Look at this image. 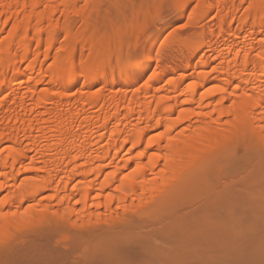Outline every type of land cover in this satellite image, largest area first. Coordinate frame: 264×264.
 <instances>
[{
  "label": "bare ground",
  "instance_id": "obj_1",
  "mask_svg": "<svg viewBox=\"0 0 264 264\" xmlns=\"http://www.w3.org/2000/svg\"><path fill=\"white\" fill-rule=\"evenodd\" d=\"M104 1L0 0L2 248L11 245L15 237L24 236L25 231L29 230L33 234L38 232V238L42 239L46 236L41 230L43 226L49 225L59 232L63 229L60 226L65 223V227L77 225L78 238L75 243L79 239L77 245L89 247V253L85 249L82 254L86 253V256L92 253L91 250L97 253L93 259L90 254V260L89 256H84L86 260L79 255L77 258L72 256L80 262L76 264H112L111 261L117 256V262L122 259L120 261L124 264H132L134 258L130 262L122 253L131 250L137 255L138 252L133 248H147L146 245L137 244L135 238L138 233L132 232L134 229H131L130 234V229L117 225L119 228L116 230L113 224L116 218H122L118 222L120 225L126 218L131 219L130 223L127 220L130 225L134 223L141 226V230L144 228L143 225H137L135 219L133 222V218L122 217L126 208H130L129 214L134 213V210L131 211L133 207L141 209V212L137 209L135 214L141 217L140 221L143 216L146 222L149 216L153 228L164 218L165 221L161 223L163 228L151 230L164 233L165 239L171 238L166 232L171 235L182 231L202 234L212 226V229L220 231L219 234L226 235L228 227H231L230 219L239 214V209L233 207L242 202V197L239 198L241 201L237 199L239 193L250 194L249 188L244 189L247 192H242L240 187L236 188L240 191L236 194L235 187H232L235 186L232 176H227L231 178V184L224 183L226 187L223 188L219 184L220 189L217 190L216 184L213 187L216 182L212 184L207 176L214 165L220 164L222 157L227 153L228 156L233 154L231 150L238 142L240 145L239 137L236 140L238 133L242 137L251 135L248 139L243 137L248 141L256 135L261 139L252 137L258 141L257 147L264 142V0H181L179 10L175 9L177 14L180 12L179 16L183 17L186 7L194 6L184 15L188 19L187 23L176 27L179 30L184 26L191 31L187 30V33L174 28L168 32V43L159 51L155 68L147 77H144L145 73L152 66L155 48L164 34L152 37L147 44L140 41H143L145 31L155 25L153 21L165 18L162 14L170 0H156L150 8L151 17L147 15L145 18L144 14H141V18L138 16L140 21L125 35L122 29L129 20L125 16H130L125 9L128 6V10L132 9L131 5L137 1L116 0L126 1L123 7L120 2L114 0L116 3L113 2L112 6L106 0V6L110 8L105 6ZM120 6L125 8L124 17ZM111 7L120 8L122 12L119 15L123 22L117 23L116 27L114 22L118 21H115L118 16L113 17L114 8L111 10ZM145 8L147 10L149 6L143 10L139 8V12L146 11ZM70 16H78L77 20L80 21H76L80 25L75 24L77 17ZM111 25L113 31L103 34V29L108 31ZM131 39L137 40V43H132ZM131 43L133 46L129 48ZM201 51L208 53L207 60H198ZM128 53L129 59L126 58ZM212 60L215 61L212 63ZM125 67L129 68L121 72ZM73 72L76 74L72 77ZM80 81L82 84L77 91L70 93ZM233 141L236 144L232 149ZM220 178L218 180H224ZM246 180H242V183ZM258 182L255 184H261ZM204 183L206 186H203ZM230 187L233 188L231 194ZM191 191L196 192L195 196L190 193L195 198L200 195V201L203 197V203L200 209L197 207L193 210L191 206L194 212L190 210L192 214L188 216L189 213H185V217L183 212L178 211L182 206L180 209L177 206L181 205L179 200L187 198L185 196ZM256 192L253 193L255 197L251 195L256 200H252L255 202L254 208H257L261 197L257 194L259 197L256 198ZM242 207L240 205V209ZM115 214L118 216L115 217ZM159 217L162 219L155 221ZM88 221H91L92 228L84 224ZM105 224H110V229L109 225L104 227ZM111 225L116 228L114 233H108ZM148 227L144 230L148 231ZM37 228L40 232L38 229L34 233ZM163 229L166 232H162ZM98 230H107L105 234H108L99 232L100 236ZM125 230L131 237L133 234L134 239L127 236ZM116 232L123 236L117 237ZM49 234H52L51 231ZM60 234H57L60 238L64 236L62 239H68L69 235ZM47 238L53 240L49 239V235ZM146 239L144 237L139 242L148 244ZM209 244L208 248L200 246L205 249L215 247L214 243ZM1 247L5 254L6 248ZM30 248L31 254L35 252L36 255L37 251ZM152 248L149 246V252ZM28 249L19 255L20 258L27 256L26 253L31 255ZM38 250L41 251L40 248ZM207 251L211 253L212 250L204 253ZM7 252L8 258L3 257L2 264L21 263L19 257H10L11 254ZM134 253H130V256ZM78 257L85 261L81 262ZM159 259H156L157 264ZM35 260L32 261L35 263ZM41 260L44 261L45 256ZM143 260L139 263L145 262ZM147 261L154 263L151 258H147ZM188 261L186 264L191 263Z\"/></svg>",
  "mask_w": 264,
  "mask_h": 264
},
{
  "label": "rangeland",
  "instance_id": "obj_2",
  "mask_svg": "<svg viewBox=\"0 0 264 264\" xmlns=\"http://www.w3.org/2000/svg\"><path fill=\"white\" fill-rule=\"evenodd\" d=\"M104 1V0H103ZM106 1V0H105ZM104 1V4H105V6H106V2ZM116 1V0H115ZM114 0H109V2L108 3H110L111 2V4H112V6H113V2H115ZM120 1H122V0H120ZM120 1H116V2H120ZM137 2H135L134 1V5L132 6L131 5V7H132V9H130L129 8V10H128V7H130V6H128V4H127V8L125 9V11H128L126 14L127 15H130V16H125V18H127V19H129V20H127L128 22H126L127 24H125V26L123 27V29H122V33L124 34L125 32H128V30H130V28H132L134 25H136L137 24V21L139 22L140 20H139V18H141V14L143 15V17H147V15L148 16H150L151 17V15H152V9H150V8H152L153 6H154V3H156V0H136ZM115 2V3H116ZM124 2H126V1H123V2H120L122 5H123V3ZM181 2V0H170L169 1V3L167 4V7L166 8H164L165 9V12H163V14H162V16L163 15H165V16H163V17H165V18H161L162 20H159V21H157V22H155V21H153V24L155 23V25L152 27V25H151V23H150V25H151V29L150 28H148L146 31H145V33H144V35H145V37H143L142 38V40L143 41H140V43L142 42V43H148L149 41H150V39L152 38V37H154V36H157L158 34L159 35H163V37L161 38V40H160V43L156 46V48H155V55H154V57H153V59H152V66H151V68L145 73V76L144 77H147L149 74H150V72L151 71H153V69L155 68V65H156V63H157V61H156V58H157V55H158V53H159V51L165 46V44H167L168 43V41H166L167 39H168V37H167V35H168V32H170V30H174V28H176L177 29V27L176 26H180V25H183L184 23H187V21H188V19L186 18V17H184V15L186 14L187 15V11H189L188 9H191L194 5V3L192 2L191 4L193 5V6H191L190 5V3H189V5L190 6H188V7H190V8H188V7H186V9H185V14L183 15V17H182V15L181 16H179L178 14L180 13H178L177 14V11H175V9H177V10H179L178 8H179V3ZM114 3V4H115ZM120 3H118V4H120ZM110 4V5H111ZM120 4V5H121ZM125 4V5H126ZM109 5V4H108ZM177 5H178V7H177ZM248 5V4H247ZM137 6V7H136ZM140 6V7H139ZM142 6H144V7H148L149 6V9L147 8V10H146V8L144 9V10H146V11H143V12H139V11H141L140 9H142V8H144V7H142ZM106 7H108V6H106ZM116 7H119V6H116ZM114 8V7H111V10H112V8H114L112 11L114 12L116 9L118 10V11H116L118 14H116V12H112V11H110V12H112V15H113V17L115 18V16H118L116 19H115V21H117L116 23L114 22V24H115V27L116 26H118L117 25V23H119L120 24V22H123L122 20H121V15H119L120 13L122 14V12H121V10L123 11L124 9H122L123 7H124V5H123V7H121L120 6V8H121V10H119L120 8ZM108 8H110V7H108ZM140 8V9H139ZM134 9V10H133ZM136 9V10H135ZM137 9H139L138 11H137ZM143 10V9H142ZM148 10H150V11H148ZM125 11H123V14H122V16L124 17V12ZM134 11V12H133ZM137 11V12H136ZM129 13V14H128ZM147 13H149V14H147ZM165 13V14H164ZM71 15V14H70ZM73 15V14H72ZM138 16H139V18H138ZM71 17H77L76 19L75 18H73V19H75L74 21H75V24H77L76 26H79L80 25V22H77V21H80V20H77L78 19V16H70V18ZM104 18V17H103ZM180 18H183V19H180ZM73 19H71V21L73 20ZM77 20V21H76ZM101 20V19H100ZM99 20V21H100ZM73 21V22H74ZM103 21H104V19H103ZM102 21V22H103ZM77 22V23H76ZM111 27H113L112 25L108 28V29H110V30H106L105 31V28L103 29V30H101V31H103V34L104 33H111V30L113 31V28H111ZM189 28V27H188ZM178 30V29H177ZM179 30H181V31H184V32H187V30H189V29H187V28H185L184 26L183 27H181V28H179ZM178 30V31H179ZM189 31H191V29L189 30ZM188 31V32H189ZM187 32V33H188ZM98 34H99V32H98ZM125 35V34H124ZM100 36V35H99ZM98 36V39L101 37H99ZM122 37V36H121ZM134 37L137 39L138 37L137 36H135L134 35ZM133 38V37H132ZM134 38V39H135ZM101 39V38H100ZM132 40V39H131ZM137 40H139V38L137 39ZM137 40H132V43H134V42H136ZM169 40V39H168ZM61 43V42H60ZM59 43V44H60ZM132 43L130 44V46H129V48H132ZM137 43V42H136ZM127 46V47H128ZM129 48H127V51H128V49ZM131 50V49H130ZM132 51H134V50H132ZM132 51H129V53L131 52V53H133ZM128 53V54H129ZM130 53V54H131ZM130 54L129 55H126V58H128V57H130ZM217 54V53H216ZM216 54H214V55H211L212 56V58L216 55ZM128 56V57H127ZM129 59V58H128ZM208 59V53H206V52H203V51H201L199 54H198V60H202V61H205V60H207ZM126 60V59H125ZM215 60H212V63L214 62ZM211 63V64H212ZM126 68H129V67H125V68H123L122 70H121V72H123V71H125L126 70ZM75 74H76V72H73L72 74H71V76L73 77V76H75ZM81 84H82V81H80V82H78L75 86H74V88L73 89H71L69 92L70 93H75L76 91H77V89L79 88V86H81ZM218 114V113H217ZM220 114V113H219ZM247 133V132H246ZM245 133V134H246ZM252 133V132H251ZM240 134H242L241 132H240ZM251 136V135H250ZM249 135H247V137L246 136H243V137H245V138H249L250 137ZM256 136V135H255ZM254 135L252 136L253 138H258V137H255ZM238 137H239V139H238ZM242 136H240L239 135V133L237 134V137H236V140L238 139V140H240L241 142H240V145H238V143H237V146H238V148H237V146L235 147L234 146V143L236 142H234L233 141V144H232V149L233 150H231V151H233L232 153L234 154H231L230 152V155L228 156L227 154L224 156V157H222V159L219 161V163L220 164H218L217 163V165H214V169L212 170H210L209 172H210V174H208V178L209 179H211V181H212V184L214 183V181L216 182V183H214V186L212 185V184H210L211 186H213V187H215V184L217 185V187H216V190L219 188L218 187V185L220 186V188H223L222 186H225L224 185V183L225 184H231L232 183V180H234L233 182H234V184H235V186L233 185H231L232 187H235L234 189L236 190V188H241L240 190H242V192H243V190L245 189V190H247L248 188V190H249V192L248 193H250L249 195L248 194H246V195H248L249 196V198L251 199H249V198H247L246 199V195L244 194V193H242L241 194V192L239 191V190H234L235 192H236V194H238V192L237 191H239L240 193H239V195H238V198L237 199H239L240 197H242V198H240L241 200H242V202H240V201H238V202H240L241 204H239L238 203V205L237 206H235L234 205V203H233V207H235L236 209H239L238 211V213L239 214H236V216L234 217V218H231V219H234L235 221L234 222H232V220L230 219V221H231V223H230V221H229V223H230V225H229V223H228V225L229 226H231V227H228L229 228V231H231L230 233H229V231L228 232H226L225 234L226 235H221V234H219V232L220 231H217V230H215V229H212V228H214L213 226H212V228L210 227V229H209V227L207 228L206 226H205V224L204 223H202L203 225H204V228H207L206 230H205V232L204 233H197V234H195V233H189V232H183L182 231V233H179L178 231H180V230H178L177 232H178V234L174 231V233L175 234H177V235H171V233L170 234H168L164 229H163V231L162 232H166L165 234H167L169 237H171V238H166L165 239V236H164V233H161V232H153L154 230H160L161 228H163L162 226L163 225H161V223L163 222V221H165V219L163 218L162 219V217L160 218V219H156L155 221H157V220H161L162 219V222L160 223V224H157L156 226H154V228H156V229H154L153 227H151V226H153V224H151V223H149V220L148 219H150L149 218V216L147 217V216H145V217H147V222H146V219L145 220H143L144 219V217L142 216V221H140L141 220V217H138L139 215H138V213L137 214H135L136 213V211H138L139 210V208H137V207H133V209L131 210V211H133L134 210V213H128V210L130 209L129 207V209L128 208H126L125 210H124V215L122 216V217H127V218H133V222H135L137 225H143L144 226V228L145 227H148L149 226V224H151L148 228H147V230L148 231H146V229L144 230V228L142 227V230H141V226H136L134 223H132L131 225L129 224L130 222H131V219H127L128 220V222L129 223H127V220H126V218L123 220V222H121V225H120V223H118L119 221H121L122 220V218H120V219H118V218H116L117 220L115 221V220H113L114 222H116V223H113L112 221L110 222V223H113L116 227H117V229L116 228H113L114 227V225H111L112 227H111V230H112V228H113V230L111 231V230H108V229H110V224H107V225H109L108 226V233H114L115 231V229L116 230H118V228L119 227H121V226H125L126 228L125 229H130L129 230V232H130V234H131V229L133 230L132 232H135V231H137V233H138V235H136L137 237L135 238L136 239V241H138V243L137 244H139V245H142V246H145L147 249H145V250H147V252L143 249V248H141V247H137V248H133V249H135L136 250V252H138V254L140 255H136V253H134V252H131V250H129L128 252H126V253H122V255L126 258L127 257V259L130 261V262H132L133 261V258H134V262H132V264H144V263H148V264H150L148 261L146 262V260H147V258H148V260H150V258L152 259V261L154 262V259L156 260V259H159L158 261H159V263L158 264H164L165 262H166V264H174V263H176V264H180V263H183V264H186V262L189 260V261H191V263L190 264H207L208 262H210L209 264H264V197H262V196H264V172H261V171H263L264 170V168H262V167H264V157H262V156H264V147L263 148H261L260 147V145H264V142H262V144H259L258 145V147H257V145H256V143L258 144V141H254V139L252 138H250L249 139V141L248 140H246L245 138H243ZM259 139V138H258ZM258 139H256V140H258ZM259 140H261V139H259ZM260 143V142H259ZM236 144V143H235ZM239 147H240V149H239ZM255 147V148H254ZM237 148V149H236ZM255 149V150H254ZM262 149V150H261ZM236 152H235V151ZM260 151H262V152H260ZM237 153L236 155H235V153ZM253 152V153H252ZM261 155H260V154ZM233 155V156H232ZM261 157H260V156ZM259 156V157H258ZM226 157V158H225ZM256 157V158H255ZM262 158H263V161H262ZM258 163L259 164H261V163H263L262 165H258ZM224 167H223V166ZM259 167H258V166ZM217 166V167H216ZM220 166V167H219ZM253 166V167H252ZM217 168V169H216ZM257 169V171H256V174H255V171H253L254 169ZM258 168H260V169H258ZM223 169V170H222ZM227 171H226V170ZM216 170H218V171H216ZM222 170V171H221ZM215 171V172H214ZM221 171V172H220ZM261 173H260V172ZM223 172V173H222ZM216 173V174H215ZM263 173V174H262ZM219 174V175H218ZM223 174H225V175H223ZM251 174H252V176H251ZM261 174V175H260ZM215 175V176H214ZM259 175V176H258ZM211 176H212V178H211ZM220 176H221V178H220ZM227 176H232V180H231V178L230 177H227ZM236 176V177H235ZM207 177H206V179H207ZM213 177H214V179H213ZM251 177V178H250ZM224 179L223 181L222 180H218V179ZM238 178V179H237ZM245 178V179H244ZM250 178V179H249ZM257 178V181L255 180ZM208 179V180H209ZM213 179V180H212ZM226 179V180H225ZM236 179V180H235ZM246 179H249V180H246ZM208 180H206L207 182H208ZM216 180H218V182L216 181ZM238 180H240V182L238 181ZM242 180H246L245 181V183H242ZM254 180V181H253ZM203 181H205V180H203ZM210 180H209V182H211ZM220 181V182H219ZM231 181V182H230ZM236 181V182H235ZM237 181H238V183H237ZM259 181V182H258ZM255 182H258V183H261V184H255ZM221 183H222V185H221ZM252 183H253V185H252ZM202 184V183H201ZM208 184V183H207ZM238 184H240V185H238ZM247 184H249L250 185V187H249V185H247ZM209 185V184H208ZM237 185V186H236ZM243 185H245V186H243ZM203 186H206V183H204V185ZM228 186V185H227ZM253 186V187H252ZM212 187V188H213ZM226 187V186H225ZM262 187V188H261ZM204 188V187H203ZM219 188V189H220ZM228 188V187H227ZM231 188V187H230ZM258 188L259 189H261V190H258ZM233 188H231V190L229 191V189H228V191H229V193L231 192V191H233L232 190ZM244 190V191H245ZM250 190H252V191H254V192H256V190L257 191H259V192H256V198H258L259 196H261V197H259V201H261L260 202V204H259V201H258V203H257V208H259V209H257V208H254L255 207V202H256V200H253V197H255V196H253V193H252V191H250ZM212 191V190H211ZM234 192V193H235ZM245 192H247V191H245ZM260 192H261V194H260ZM189 194L191 193L192 195H194L195 193H193V191H191V192H188ZM189 194H187V196H185V197H187V198H184V196H183V200H182V198H181V200H179V202L178 203H180L181 205H179V206H177V208L178 209H180L179 207L180 206H182L181 207V209L180 210H178L180 213L181 212H183V214L182 215H184L185 213L186 214H188V216L189 215H191L190 214V210L191 211H193L195 208H199L200 209V207H201V205H202V203H203V197H201L202 198V200L200 201L199 200V198H200V195H199V197L198 198H195L194 196H192L191 194H190V197H189ZM231 194V193H230ZM232 194H233V192H232ZM257 194H259V196H257ZM197 195V194H196ZM251 195L253 196V197H251ZM255 195V194H254ZM182 197V196H181ZM197 197V196H196ZM192 199L191 201L190 200H187V199ZM244 198L246 199V200H244ZM256 198H254V199H256ZM255 201V202H253V201ZM181 201V202H180ZM187 201H189V202H187ZM196 201H199V202H197L196 203ZM249 201V202H248ZM234 202H236V200L234 201ZM186 203V204H185ZM249 203H253V204H249ZM188 204V205H187ZM240 205H241V207L243 208V209H240ZM184 206V207H183ZM189 207V208H187V207ZM194 207V208H192V207ZM254 206V207H253ZM253 207V208H252ZM184 208H186V209H184ZM193 210H192V209ZM138 209V210H137ZM184 209V210H183ZM234 209V208H233ZM247 209V210H246ZM253 209L255 210V211H253ZM259 210V211H257V210ZM141 210V209H140ZM139 210V211H140ZM242 210V212H240ZM250 210H252V211H250ZM130 211V212H131ZM142 211V210H141ZM140 211V212H141ZM144 211V210H143ZM257 211V212H256ZM121 212H123V211H121ZM120 212V213H121ZM194 212V211H193ZM195 212H197V210L195 211ZM261 212V213H260ZM255 215H254V214ZM131 214H133L132 215V217H130V215ZM141 214V213H140ZM240 214H241V216H240ZM253 214V215H252ZM259 214V215H258ZM116 215L117 214H115L114 216L116 217ZM118 216V215H117ZM120 216H121V214H120ZM152 216V215H151ZM185 217L187 216V215H184ZM237 216H238V218H237ZM158 217V216H157ZM134 219H135V221H134ZM137 219V220H136ZM152 219L153 218H151V221L150 222H152ZM95 220V219H94ZM93 220V221H94ZM109 220V219H108ZM130 220V221H129ZM138 221V222H137ZM159 221L158 222H155V223H159ZM227 221V222H228ZM90 222V223H89ZM96 222V221H95ZM68 223V222H67ZM100 222H98V224H99ZM105 223V222H104ZM109 223V222H108ZM123 223V224H122ZM139 223V224H138ZM141 223V224H140ZM146 223H149V224H146ZM65 223H62V226H64V227H62V226H60L61 228H63L62 230H59V229H61V228H57L58 230H59V232L57 231V230H55V228H53V227H49V225H46V227H44L43 226V228H41V227H39V228H41V230H44V231H42L43 233H46V236L47 235H49V236H51V238H49V239H53L52 241L51 240H48V238H47V240H46V236L45 235H43V236H45V237H43L42 239L41 238H38L39 236H38V232H37V234L35 233L36 231H38V229L39 228H37V230L35 229V231H33L35 234H33L32 232H30L29 230L26 232L25 231V235L23 236V234L21 235V237H23V239L20 237V236H17V237H15L14 239H13V241L15 242H13L11 245L9 244V245H6L4 248H6L5 250H6V253H8L7 251H9V255H10V257L11 256H16V257H19L18 259L19 260H22L21 261V263L19 262V264H40L39 262H43L42 264H52V263H54V264H70V262H73V263H80L76 258H77V256L79 255L80 257H82V259L84 258V256H85V254L88 252L89 253V247H87V248H85L86 246H79V245H77V243H78V240H77V243H75L76 242V237H77V234H76V230H77V228H76V226H71V224L70 225H68L69 227H65V225H67V224H65ZM86 226H87V224H88V226L90 225L91 227L90 228H92V226L93 225H91L92 223H91V221H88V222H86V223H84ZM83 223H82V225H84ZM95 224V223H94ZM102 224V223H101ZM144 224H146V225H144ZM201 224V225H202ZM82 225H80V226H82ZM84 225V226H85ZM106 224L104 225V227H106L107 226ZM117 225H119V227L117 226ZM132 225H133V227H135V228H133L132 227ZM135 225V226H134ZM148 225V226H147ZM155 225V224H154ZM49 228H53V229H49ZM131 226V227H130ZM160 226V227H159ZM76 228V229H73V228ZM159 227V228H158ZM45 228V229H44ZM69 228H70V230H69ZM102 228H103V225H102ZM203 228V227H202ZM47 229H49L48 231H47ZM73 231H72V230ZM106 229V228H105ZM121 229V228H120ZM120 229H119V231H120ZM123 229H124V227H123ZM123 229H121V231L123 230ZM136 229V230H135ZM151 229H154L153 231L151 230ZM212 229V230H211ZM231 229V230H230ZM31 230H34V229H31ZM69 232H68V231ZM75 230V231H74ZM106 230V231H107ZM151 230V231H150ZM208 230V231H207ZM46 231V232H45ZM50 231H51V233L52 234H49L50 233ZM62 231V232H61ZM66 231H67V233H66ZM106 231H104V232H100V230H98V235H100V234H105V232ZM114 231V232H113ZM142 231V233H141V235H140V232ZM143 231H144V233H146V234H144L143 233ZM210 231V232H209ZM213 233H212V232ZM28 232H30L28 235L26 234V233H28ZM39 232H40V229H39ZM58 232V233H57ZM74 232H75V234H74ZM99 232H100V234H99ZM124 232H126V233H123V234H126L127 236H130L131 237V235L125 230ZM151 232V233H150ZM153 232V233H152ZM181 232V231H180ZM32 233V234H31ZM55 233V234H54ZM59 235L60 233V236H62V235H64L63 233H65V235L66 236H68V239H62V238H64V236H62L61 238L57 235V234ZM78 233V232H77ZM108 233H106V234H108ZM117 233V232H116ZM136 233V234H137ZM222 233V232H221ZM40 234V233H39ZM105 234V235H106ZM120 234V233H119ZM118 233L116 234V235H118L117 237H120V236H123V235H119ZM163 234V235H162ZM173 234V233H172ZM204 234H206L205 236H204ZM208 234H209V236H208ZM218 234V235H217ZM54 235V236H53ZM56 235V236H55ZM115 235V234H114ZM142 235H144V237L146 238L147 237V239L146 240H148L149 241V243L148 244H145V243H141V242H143V241H141V242H139L140 240H143L144 239V237L142 236ZM153 236V238L151 237H149L150 239H152V241H150V239L148 238V236ZM201 235H202V237H201ZM65 236V237H66ZM101 236V235H100ZM155 236H157V237H155ZM20 237V239H18ZM33 237V238H32ZM40 237H42V236H40ZM135 237V236H134ZM164 237V238H163ZM218 237H220V240H219V238ZM225 237V238H224ZM17 238V239H16ZM25 238V239H24ZM31 238V239H30ZM45 238V239H44ZM59 238V239H58ZM67 238V237H66ZM78 238V237H77ZM115 238H116V236H115ZM131 238H133V234H132V237ZM205 238H207V239H205ZM15 239L17 240V241H15ZM28 241H27V240ZM30 239V240H29ZM134 239V238H133ZM153 239H154V241H153ZM201 239V240H200ZM202 239H203V241H202ZM205 239V240H204ZM221 239H223V240H221ZM226 239V240H225ZM239 239V240H238ZM57 240V241H56ZM67 240V241H66ZM159 240V241H158ZM22 241H24V242H22ZM40 241V242H39ZM47 241H49V242H47ZM156 241H157V243L159 244V246L161 245V244H163V245H161L160 247L158 246V244L156 243ZM168 241V242H167ZM212 242V243H210V242ZM233 241V242H232ZM36 242V243H35ZM51 242H53V243H51ZM74 242V243H73ZM147 242V241H146ZM150 242H152L153 244H154V246L152 245V243L150 244ZM166 242V243H165ZM202 242V243H201ZM9 243H11V241L9 242ZM24 243V244H23ZM57 243V244H56ZM59 243H61L62 245H60ZM161 243V244H160ZM192 243V244H191ZM212 244L213 245V243H214V245H215V247L214 246H210V248L209 249H205V248H201L202 246H200V244L201 245H203V247L204 246H207V244ZM39 244V245H38ZM150 244V245H149ZM156 244V245H155ZM185 244H188L189 246H191V247H188V246H186ZM209 244V245H210ZM219 244V245H218ZM13 245V246H12ZM29 245H30V247H29ZM34 245H36V246H34ZM65 245V246H64ZM67 245V246H66ZM76 245L78 246V247H76ZM83 245H85V244H83ZM88 245V244H87ZM150 246V248H151V246L153 247L152 249H150V251L151 252H149V246ZM167 245V246H166ZM185 245V246H184ZM229 245V246H228ZM9 248H8V247ZM22 246H24V247H22ZM37 246H39V248L41 249V251H39L38 249V247ZM64 246V247H63ZM73 246H75V248L73 247ZM163 246V247H162ZM165 246V247H164ZM200 246V247H199ZM1 247V246H0ZM30 248V250H36V247H37V252H36V255H35V252L33 253L32 252V254H31V252L29 251V249L28 248ZM34 247V248H33ZM42 247V248H41ZM70 247H72V248H70ZM81 247V248H80ZM155 247H156V249H155ZM209 246H207L206 248H208ZM212 247H214V248H212ZM217 247H220V248H217ZM224 247V248H223ZM237 247L239 248L238 250H237ZM247 247V248H246ZM2 248V247H1ZM4 248H2V249H4ZM33 248V249H32ZM54 248V249H53ZM60 248V249H59ZM77 248V249H76ZM78 248H80V249H78ZM195 248V249H194ZM223 248V249H222ZM21 249V250H20ZM25 249V250H24ZM27 249H28V251L30 252L29 254H31L30 256H28V253H26L27 254V256H28V258H27V256L26 255H23L24 256V258H20V254H23V253H25L26 251H27ZM64 251H63V250ZM76 249V250H75ZM81 249H82V251H81ZM86 249V253L85 254H82L81 252H85L84 250ZM155 249V250H154ZM163 249V250H162ZM199 249V250H198ZM202 249H203V251H202ZM235 249V250H234ZM242 249V250H241ZM247 249V250H246ZM12 250V251H11ZM90 250H91V248H90ZM161 251V253H160V251ZM194 250V251H193ZM197 250H198V252H197ZM201 250V251H200ZM206 250H212L211 251V253H209V251H207V253L205 252L204 253V251H206ZM228 250V251H227ZM245 250V251H244ZM4 251V250H3ZM64 252V254H63V252ZM153 251L154 252H156V254H157V256H155V257H158V258H155L154 257V255H156L155 253H153ZM193 251V252H192ZM230 251V252H229ZM240 251L242 252L243 251V253H240ZM13 252V253H12ZM44 252V253H43ZM90 252H92V253H90L91 255H92V258H91V256H90V254H88V255H86L85 257H88V259L89 258H91V259H93V258H96V256H97V253H94V250H91ZM97 252V251H96ZM5 253V254H6ZM40 253H42L41 255H39ZM75 253V254H74ZM80 253V254H79ZM130 253H134V255L132 254L131 256H130ZM148 253H151L150 255L148 254ZM192 253V254H191ZM4 254V252H2L1 251V249H0V264H2V263H4V260H3V257H7L8 258V255L7 256H5V254ZM43 254H45V255H43ZM96 254V255H95ZM121 254V253H120ZM120 254H118L119 256H120ZM189 254V255H188ZM260 254V255H259ZM18 255V256H17ZM37 255H39V256H37ZM43 255V256H42ZM62 255V256H61ZM64 255V256H63ZM94 255H95V257H94ZM25 256H26V258H25ZM44 256H45V262L43 261V260H41L40 261V259H42V258H44ZM47 256V257H46ZM50 256V257H49ZM53 256V257H52ZM75 256L76 258L74 259L73 257ZM133 256H136V257H133ZM146 256V257H145ZM150 256V257H149ZM258 256V257H257ZM261 256V257H260ZM9 257V258H10ZM21 257H22V255H21ZM31 257H36L35 259L34 258H32L31 259ZM38 257H41V258H38ZM63 257V258H62ZM71 257H72V259H71ZM121 257V256H120ZM143 257V258H142ZM144 257L146 258V259H144ZM191 257V258H190ZM2 258V259H1ZM6 258V259H7ZM50 258V259H49ZM79 258V257H78ZM123 258V257H122ZM138 258H142L141 260H145V262H143V263H139V261L141 262V260H139ZM186 258V259H185ZM242 258V259H241ZM5 259V260H6ZM24 259H26V261L24 260ZM39 259V260H38ZM49 259V260H48ZM52 259V260H51ZM60 259V260H59ZM68 259H70V260H68ZM81 258H79V260L81 261L82 260ZM85 259V258H84ZM138 260L137 262H136V260ZM207 259V260H206ZM35 260V263L33 262V261ZM54 260V261H53ZM55 260H57V261H55ZM64 260V261H63ZM76 262H75V261ZM86 260V259H85ZM85 260H83V261H85ZM90 260V259H89ZM118 261V256H117V258H115L114 260H112L111 262H112V264H116V262ZM120 260H122V259H120ZM119 260V262H117V264H122L123 262L122 261H120ZM163 260V261H162ZM3 261V262H2ZM47 261H51V262H47ZM83 261H81V262H83ZM126 261V260H125ZM124 261V262H125ZM151 261V263H153ZM180 261V262H179ZM182 261V262H181ZM37 262V263H36ZM115 262V263H114ZM127 262V261H126ZM136 262V263H135ZM157 262V260L153 263V264H155ZM193 262V263H192ZM235 262V263H234ZM127 263H129V262H127ZM127 263H125V264H127ZM16 264V263H15ZM18 264V263H17ZM72 264V263H71ZM111 264V263H110ZM124 264V263H123ZM157 264V263H156ZM188 264V263H187Z\"/></svg>",
  "mask_w": 264,
  "mask_h": 264
},
{
  "label": "snow or ice",
  "instance_id": "obj_3",
  "mask_svg": "<svg viewBox=\"0 0 264 264\" xmlns=\"http://www.w3.org/2000/svg\"><path fill=\"white\" fill-rule=\"evenodd\" d=\"M151 79V78H150Z\"/></svg>",
  "mask_w": 264,
  "mask_h": 264
}]
</instances>
